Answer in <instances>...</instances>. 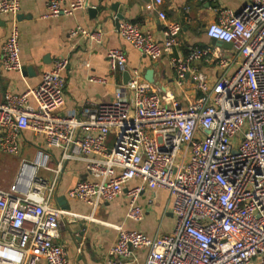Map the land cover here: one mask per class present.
Returning <instances> with one entry per match:
<instances>
[{
    "label": "built area",
    "instance_id": "obj_1",
    "mask_svg": "<svg viewBox=\"0 0 264 264\" xmlns=\"http://www.w3.org/2000/svg\"><path fill=\"white\" fill-rule=\"evenodd\" d=\"M87 3L50 0L44 18L72 16ZM162 3L150 0V8ZM19 11L20 0H0V16L12 17L1 47L5 72L22 70ZM156 13L161 41L131 22L120 24L119 36L151 61L168 56L174 91L160 94L132 70L110 103L62 115L68 58L55 59L20 94L3 95L0 83V155L33 151V164L21 160L15 178L0 181V264H69L57 241L60 223L72 216L54 203L69 162L82 163L86 178L67 198L93 209L138 181L127 192L126 214L138 222L145 189L169 195L171 233L148 237L118 227L106 264H138L141 255L143 264H264V0H245L238 14L222 9L206 27V37L230 44L229 52L196 46L173 56L181 27ZM70 35L101 41L80 27ZM106 59L113 72L125 70L121 49ZM199 62L219 75L209 78Z\"/></svg>",
    "mask_w": 264,
    "mask_h": 264
},
{
    "label": "crops",
    "instance_id": "obj_2",
    "mask_svg": "<svg viewBox=\"0 0 264 264\" xmlns=\"http://www.w3.org/2000/svg\"><path fill=\"white\" fill-rule=\"evenodd\" d=\"M48 1L20 0V11L16 17L20 61L22 67L30 68L32 73L5 72L0 67V83L3 95L20 94L37 86L41 74L50 70L55 59L68 58L69 67L63 74L65 104L60 112L62 115L77 113L86 105L110 103L117 86L123 85L124 71L138 70L144 79L145 72L151 70L155 80L152 89L158 92L164 88V93L175 90L169 57L151 61L134 50L119 36L120 24H137L142 31L161 41L163 24L156 12H164L169 22L181 27L173 56H184L190 48L214 46L205 31L209 24L216 21L222 9L238 14L245 5V0H163L155 10L150 8V0H88L87 7L72 16L44 18ZM88 9H93L94 14ZM118 15H122V20L118 21ZM11 21L10 16H0V55ZM78 27L100 33V43L81 35L71 36L72 30ZM111 49L124 52L125 70L113 72L109 68L106 53ZM197 68L212 79L219 75L214 64L199 62ZM89 79L97 82H90ZM31 138L28 135V139ZM85 178L84 165L69 162L64 166L55 193L54 203L56 198L64 197L69 208L66 212L72 216L69 218L76 220L70 223L71 219H64L59 226L57 242L65 248L69 264H106L107 253L117 240L118 227L125 231H139L148 237L171 233L175 222L166 191L145 189L141 193L136 204L142 209L143 218L137 222L126 218V214L129 203L127 192L138 186V181H132L114 201L93 209L66 196L69 189ZM77 227L84 232L79 242L73 230ZM139 259L138 264H143V255Z\"/></svg>",
    "mask_w": 264,
    "mask_h": 264
},
{
    "label": "water",
    "instance_id": "obj_3",
    "mask_svg": "<svg viewBox=\"0 0 264 264\" xmlns=\"http://www.w3.org/2000/svg\"><path fill=\"white\" fill-rule=\"evenodd\" d=\"M88 10L90 11L91 14H94V10H93V9H88ZM122 18H123L122 15H118V16H117L118 21H119V20H122ZM118 21H117L116 23H118ZM211 42H212V44H213L215 47H217V48H221V49H230V47H231L230 44L221 43V42H216V41H214V40H211ZM21 73H22V75H26L27 73H28V74H31V73H32V70H31L30 68H23V67H22ZM129 79H130L129 73H128L127 71H124V72H123V81H122L123 85H126ZM144 80H145L148 84H150V85H152V86H155V80H154V77H153V72H152L151 70H147V71L145 72V74H144ZM164 91H165L164 88H161V91H158V92H159L160 94H163ZM71 189H72V188H71ZM71 189H69L68 192H69ZM68 192H67V193H68ZM56 203H57L58 206H59L61 209H63L64 211H67V210L69 209L68 206L66 205V200H65L64 197L56 198ZM68 219H69V220L71 219V220H70V223H73V222L76 221V220L73 219V218H68ZM73 230H74V233L78 235L77 241H78V242L81 241V239H82V237H83V235H84L83 230L80 231V230H79V227L74 228Z\"/></svg>",
    "mask_w": 264,
    "mask_h": 264
},
{
    "label": "rangeland",
    "instance_id": "obj_4",
    "mask_svg": "<svg viewBox=\"0 0 264 264\" xmlns=\"http://www.w3.org/2000/svg\"><path fill=\"white\" fill-rule=\"evenodd\" d=\"M176 90V88H175ZM190 93V92H189ZM33 151L24 147L18 157L0 155V181L2 186H6L9 181L15 178L18 171V163L21 160H25L30 164H33ZM40 176L48 177V173H39Z\"/></svg>",
    "mask_w": 264,
    "mask_h": 264
}]
</instances>
